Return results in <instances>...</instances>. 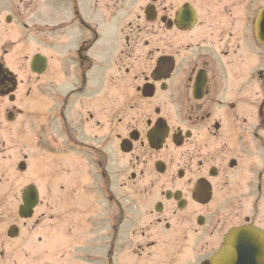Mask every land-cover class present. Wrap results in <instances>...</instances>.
I'll list each match as a JSON object with an SVG mask.
<instances>
[{
    "label": "flooded vegetation",
    "instance_id": "1",
    "mask_svg": "<svg viewBox=\"0 0 264 264\" xmlns=\"http://www.w3.org/2000/svg\"><path fill=\"white\" fill-rule=\"evenodd\" d=\"M64 158L83 186L68 232L94 235L76 257L211 264L232 245L264 264V0H0V203H18L0 211V264H38L45 213L25 228L20 208L28 187L36 208L52 196L38 187ZM102 180L105 213L85 191Z\"/></svg>",
    "mask_w": 264,
    "mask_h": 264
},
{
    "label": "rangeland",
    "instance_id": "2",
    "mask_svg": "<svg viewBox=\"0 0 264 264\" xmlns=\"http://www.w3.org/2000/svg\"><path fill=\"white\" fill-rule=\"evenodd\" d=\"M103 113H110V108L109 107H104L103 108ZM79 158V157H78ZM87 160L82 161L81 168L83 171H87L89 168H91V162H88L89 157H86ZM58 159V158H57ZM71 163L73 166H80L76 164L77 157L74 155L70 156ZM57 160H54V162ZM58 162L62 163L61 166L57 165L55 162L54 170L56 173V178L54 182H50L49 185L45 186V182H42L44 185L39 186L38 188L40 189L41 194H52L50 198H46V196L41 197V202L36 208L35 214L32 218L22 220L23 226L25 228H30V227H35L34 222L35 220H38L40 217L41 213H45V218L42 219L41 223L37 228L35 229L34 235H38L42 238V241H39L38 243V264H64L66 263L65 261L69 259H75L76 262L72 264H94L93 262L88 261V256H85L84 254L81 257H76V253L74 252L75 248L77 249L80 244H83L84 242H88L89 240H93L94 235H89V233H81L76 232L75 229L72 231L68 232L67 228V223L65 217H68V213L72 212V214L75 216L73 217L75 221H78L79 214L83 210V203L79 202V194L83 192V186H75L74 182H65L66 178H69L67 175L68 173L62 169L63 163H65V158L61 161L59 160ZM110 165V163H109ZM36 164L33 166L31 165L32 169H35ZM30 169V171L32 170ZM75 169V168H74ZM29 171V172H30ZM74 173L79 174L78 170H73ZM67 174V175H66ZM30 175V173H29ZM32 177V176H31ZM93 177V176H92ZM99 179V177L97 176ZM71 181V180H70ZM100 186L98 187V185ZM81 187V190H80ZM70 188V189H69ZM96 191L91 185H86V193H87V205L92 203L93 197L94 201H97V203L100 205L98 206V210L101 208L103 213L106 211L108 212L110 210V204L107 200L108 193H107V184L104 180L101 182L99 181L96 187ZM70 190V192H69ZM49 191L51 193H49ZM125 190H122L119 187V195L124 194ZM71 196V199L69 198V195ZM90 198V199H89ZM123 197H119L121 204H127L125 200L122 199ZM68 199L72 200L73 203H69ZM131 197H128L127 200H130ZM46 200V201H44ZM17 202L15 200L7 201L5 203H0V211H5L7 213L15 212V209L17 208ZM49 206V208H48ZM81 206V207H80ZM5 207L6 209H3ZM91 208H88L90 210ZM125 219L123 224L120 227V234L119 237H126L129 238L132 235H126L121 232L122 227H127V224L129 223L128 221L131 220L129 216H137L138 214H134L133 211L131 210V207L125 208ZM119 217L122 216L120 213ZM141 215V214H140ZM41 220V219H40ZM120 222L121 219H118ZM107 228L102 230H98L96 233L97 239L99 243L101 244H109L111 242L112 234H114L113 230L110 229L109 225ZM89 238V239H88ZM33 242V241H32ZM107 248L103 247V250L101 252L103 262L102 264H107V257H106V251ZM84 253V251H81ZM85 253H89V250H85ZM97 253H99L97 251ZM160 257V256H159ZM93 258V257H92ZM79 259V260H77ZM26 264H32L31 259L28 258Z\"/></svg>",
    "mask_w": 264,
    "mask_h": 264
},
{
    "label": "water",
    "instance_id": "3",
    "mask_svg": "<svg viewBox=\"0 0 264 264\" xmlns=\"http://www.w3.org/2000/svg\"><path fill=\"white\" fill-rule=\"evenodd\" d=\"M28 196L25 199V208H22L21 211L24 215L30 216L32 213V207L36 204V193L28 191ZM241 231L237 232V235L239 237L243 236L244 233H240ZM238 252V250L236 251ZM229 253H227L226 248L219 251V253L214 258V264H239V261H233L228 260V258L231 257V259L234 258L233 255L230 257L228 256Z\"/></svg>",
    "mask_w": 264,
    "mask_h": 264
}]
</instances>
